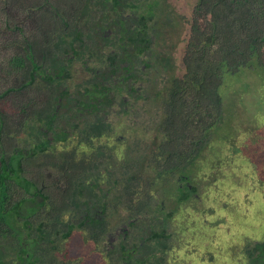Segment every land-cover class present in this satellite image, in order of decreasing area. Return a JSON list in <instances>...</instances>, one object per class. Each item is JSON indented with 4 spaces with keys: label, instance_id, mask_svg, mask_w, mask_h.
<instances>
[{
    "label": "trees",
    "instance_id": "1",
    "mask_svg": "<svg viewBox=\"0 0 264 264\" xmlns=\"http://www.w3.org/2000/svg\"><path fill=\"white\" fill-rule=\"evenodd\" d=\"M171 5L175 12L176 3L171 4V0H0L1 15L7 12V30L18 36L10 42L15 51L6 63L10 71L13 69L10 74H18L20 81L0 94V264H78V258L63 247L76 231L84 234L83 241L94 245L93 254L104 257L105 264H170L169 255L176 249V232L170 225L184 204L197 211L193 224L199 222L202 234L198 237L210 256L205 263L216 264L220 251L236 245L243 248L242 253H233L231 246L230 264H264V239L252 238L247 228L231 227L238 236L229 243L226 236L223 238V220L216 216L220 202L223 211L233 210L231 203L236 199L232 196H241L239 200L249 208L253 201L264 198V157L260 165L254 163L259 167L242 168V162L252 160L251 148L264 155V145L257 141L264 138V0H197L190 18L175 12L174 22L181 26V34H188L181 58L183 72L176 75L173 61L168 62L170 52L168 55L163 50L166 57L154 49L149 56L154 39L155 46L161 44L164 49L167 41L177 45L173 36L167 41L161 39L166 26L169 30L173 27L169 19L164 23ZM19 13L27 23L36 21L33 27L38 35L28 36L18 25L15 15ZM97 15H106L111 28L115 27L109 37L110 32L100 34L93 26L100 23ZM101 40L107 41L104 48ZM119 46L125 53H118ZM60 51L74 53L69 64H85L90 55L93 65L89 69L108 66V73L120 72L118 65L139 51L135 80L126 78L107 85L95 79L81 86L80 98H73L64 85L70 78L67 60L55 61ZM172 59L177 61L175 54ZM155 66H162L163 78L161 84L151 86L145 76H150ZM250 73L260 78L259 86L247 82L244 89L248 93L241 90L233 94L235 101L227 100V89ZM30 89L48 98L40 108L28 98ZM113 89L131 98L118 103L120 116L156 117L153 138L149 142L136 140L121 162L116 148L94 144L95 138L110 135L109 129L113 132L111 124L101 123L110 117L114 98L109 92ZM249 94L258 96L254 106L258 131L249 127L250 137H254L249 149L242 150V145L225 140V150L220 152L225 154L221 161L225 163L220 167L226 170L205 186L202 197L208 205L198 211L192 205L199 195L193 180L203 154L215 135L220 130L226 132L236 120L227 114ZM64 98L69 99L67 105L78 107L69 110L75 109V118L80 117L81 109L98 121H85L84 129L79 124L71 126L80 139L70 138L71 131L59 125L58 105ZM140 101H146L150 110L134 105ZM70 118L74 119L72 115ZM58 144L72 147L57 149ZM28 168H36L40 175L29 178ZM149 169L154 170L153 175ZM242 170L248 176L246 181L239 179ZM222 174L227 178H221ZM176 177L178 207L170 210L166 202L159 201L167 197H161L157 185ZM224 180L226 186L221 185ZM20 191L25 194L23 198L16 197ZM112 193L120 196L109 200ZM123 197L125 207L120 204ZM119 207L127 213L122 223L126 226L117 231L121 240L111 244L106 235L115 230L106 215L117 214ZM246 211L242 218L249 223L248 228H255L260 219L251 218ZM134 232L139 235L133 236Z\"/></svg>",
    "mask_w": 264,
    "mask_h": 264
},
{
    "label": "rangeland",
    "instance_id": "2",
    "mask_svg": "<svg viewBox=\"0 0 264 264\" xmlns=\"http://www.w3.org/2000/svg\"><path fill=\"white\" fill-rule=\"evenodd\" d=\"M197 1V0H196ZM195 0H171V4L176 3L175 5V12L171 8L166 9V17L164 23L168 22V19L170 23H173V27L169 30V26H166L168 29H164L162 32V38L164 41H167L171 36L175 37L174 41L176 42L175 46V56L177 58V61L175 63V67L177 68V72L182 73L183 72V65L181 63V58L183 57L185 46L188 37V34L184 32L181 34V26L177 25V21H175V14H178L179 16L188 17L190 18L191 12L193 7L196 5ZM3 12V16L1 15L2 12L0 11V94H2L4 91L8 90L9 88L13 86H18V83H20L18 79V74H13L11 75L10 69L8 68L6 63L7 58L11 57L13 54L14 48L10 45V42H13L14 39H16L18 36L17 35H12L9 30H7L8 26L5 23V16ZM15 18L18 22V25L22 27L25 31V33L30 36V35H38V32L36 29L33 27L36 23V21H33L32 23H27L28 19L24 17L23 14L19 13L15 15ZM180 19V17H177ZM179 23V21H178ZM34 24V25H33ZM9 25V24H8ZM177 25V26H176ZM175 27V28H174ZM175 29V30H173ZM184 40V42H183ZM10 46V48L8 47ZM168 49L172 46L169 41H167ZM51 47V45H50ZM88 65L92 66L93 63L90 62ZM99 72V71H98ZM97 72V73H98ZM71 78L66 80L65 82V87L69 88L72 91V94L74 96L79 95V91L83 89L82 83L85 82L87 78V74L84 72V68H82L81 64L78 62H74L73 65L71 66ZM264 77V73L262 74ZM145 78L148 80L150 79V84L154 85L156 84H161L162 81L160 80L162 77L161 73H151L150 76L146 75ZM240 81L235 84L234 86H231L227 91L225 92L226 99L227 100H234L233 94L239 93L242 91V93H248L245 92L246 90L245 85L248 83L255 84L259 86L261 83L260 78L257 76L256 73H253L247 77H241L239 79ZM151 81L153 83H151ZM147 84V82H146ZM148 86V84H147ZM240 89V90H239ZM241 93V95H242ZM259 95V94H258ZM28 98L33 103H36L37 106L42 105V103L46 102L48 99L46 95L42 92H36L35 90L30 89L28 93ZM13 98L9 99V107H7V110L11 112L12 110V104ZM258 96H251L250 94L248 97H241V101L236 104L234 110L227 115H233V117H237L236 120H232L230 122V126H228V130L226 132H223L220 130V132L215 135V140L212 142V146L209 147L206 152L203 154V160L202 164L197 168V176L193 180V184H197L199 186V195H196L197 199L194 200V203L192 204L193 207H197L198 211L201 209L205 208L206 205H208V201L206 200L205 197H202L203 192L205 190V186L211 184V180L213 179V176H216V174H219L221 170L225 171L226 168H221L220 165L222 163H225V161L221 162L225 156V154H221L223 150H225V140H233L234 143L239 145H242V150L244 148L249 149L251 147V142L254 140V137H250L251 133L249 132V127L252 129H255L258 131V129L255 127V119H254V114L257 113L255 110L256 107V101H257ZM40 100V101H39ZM61 102H59L58 109H59V119L61 120V125L62 127H67L68 131H71V126L73 127L74 124H79L81 126V129H84L85 125V119L86 120H91L89 123H97L96 119L92 117L88 111H81L82 115L78 118H70V116L75 115V109L78 108L77 106H73L74 108L72 109L73 111H69L71 109V106H68L66 102L62 99H60ZM235 101V100H234ZM234 101H231L234 102ZM23 104V98L22 101H20V105ZM63 105V106H62ZM233 106V105H232ZM231 106V107H232ZM255 106V107H254ZM229 107V108H231ZM121 110V107L119 105H114L111 107V112H110V117L107 118L106 121L101 122L102 124H111L113 127V132L110 131V135L104 136L101 139L97 140L96 138L94 139V144L95 147L98 145H105L107 144L108 149H117L116 154H118V159L121 162L122 160L125 159L126 152L128 148L131 145H134L133 143L138 140V139H143L146 140V142H149L153 138V133L155 131V118H152L150 120L147 119V117H128V116H120L118 112ZM110 111V110H109ZM61 116H63V120L61 119ZM234 119V118H233ZM100 123V124H101ZM263 126L264 124L261 123ZM260 132V131H259ZM72 137L70 138H78L80 137L75 133L72 132ZM264 135V132H261ZM27 137V134L25 135ZM109 136V137H108ZM259 144L264 145V138L257 140ZM257 142V144H258ZM67 146V147H66ZM65 147V150H68L69 148L72 147V144L68 145H60L58 144L56 146L57 149H63ZM240 147V146H239ZM89 151L88 149H86ZM250 152L252 154V160L250 161H245L242 162V168H247V167H259L257 165H260L261 160L263 159L264 155L260 154L259 151L254 150L251 148ZM256 163L257 165H255ZM211 166V168H210ZM29 169V168H28ZM264 170V167L262 168ZM30 171V176L29 178H35L36 176L40 175L38 170L35 168L29 169ZM220 170V171H219ZM249 171V170H248ZM42 172V171H41ZM45 173V172H44ZM148 173L151 175L154 174L153 169H149ZM222 173V172H221ZM46 174V173H45ZM221 178H227L224 174L221 175ZM248 178L246 172L242 170L239 175V179L241 181H246ZM169 179V178H166ZM48 180H50L48 178ZM178 181V177L176 178H171L169 179V182L166 180L160 181V183L157 185V189L161 190V197L163 196L167 197V200H159L162 203L166 202V206H168L171 209H175L178 207L177 203V196L179 195L177 188H176V182ZM226 181L221 182V185L226 186ZM182 186V185H180ZM156 191V189H154ZM157 192V191H156ZM19 195V196H18ZM18 195L16 197H21L23 198L25 196L23 191L18 192ZM117 196H120V194L112 193L109 195V200H114ZM125 197V196H124ZM123 197V201L120 203H123V207H125L124 202L126 201L125 198ZM236 200L231 203L233 206V210L228 208V210L225 209V211L222 210L223 204L220 202L218 204V210L216 211V216L218 221L223 220V223L225 220L226 222L229 223H220L221 228H223L222 233H223V238L226 236L227 241L229 243L233 242V240L236 239L238 236V233L235 232L233 234L232 228L231 227H236L239 229H246L248 235L251 237H259L264 239V198H260L259 200L253 201V204L251 208H249L248 205H243L241 201L239 200L241 196H232ZM184 210H180L173 218L171 221L170 225V230H173L176 232V249L171 252L169 255L170 259V264H208L205 263V261L210 258V256L207 253V250L205 247L201 246V240L199 239V235L202 234V232L199 231V222L197 221L195 224H193L197 217H196V212H193L192 210L188 209V205L184 204L183 205ZM120 208V207H119ZM248 210V211H246ZM248 212L250 213L251 218L253 219H260L255 226V228H248L249 223L247 222L246 219L242 218V212ZM25 212V211H24ZM127 216V213L120 208L118 213L115 215H106L107 220L109 224H111V228L114 229L115 231H110L106 235V240L110 241V243H114L118 240H121L120 238V233L117 231L119 228H123L126 226V224H122L125 217ZM261 221V222H260ZM223 225V226H222ZM201 230V229H200ZM253 230V231H252ZM133 236H138L139 234L133 233ZM252 237V238H253ZM245 238V235L243 234V237ZM84 234L81 233V231H76L74 235L72 236V240H69L65 242L63 245L64 251L68 252L70 256L77 257L78 258V264H105V259L104 257L100 256L99 254H93L94 253V245L92 243L87 242L84 240ZM190 239H194L193 241H190ZM258 239V238H257ZM83 241V243H82ZM141 244L140 246H142ZM234 248L233 253H242V247H237L236 245H230L229 249H224L219 252V254L216 255V264H230L229 259L232 256L231 250L232 247ZM91 253L93 256H91ZM81 260V261H80ZM237 261V257H236ZM232 263H234L232 261ZM238 264V263H236Z\"/></svg>",
    "mask_w": 264,
    "mask_h": 264
},
{
    "label": "flooded vegetation",
    "instance_id": "3",
    "mask_svg": "<svg viewBox=\"0 0 264 264\" xmlns=\"http://www.w3.org/2000/svg\"><path fill=\"white\" fill-rule=\"evenodd\" d=\"M98 17L100 18V23H98V24H93V26L95 27V26H97L96 28L99 30V33L101 34V32H106V33H109L110 32V34L109 35H106V36H110V35H112L113 34V29L115 28V27H113V28H111L112 26H110L109 25V23L107 22V16L106 15H97L96 17H95V19H98ZM101 19L102 20H104L103 22H101ZM170 21H171V19H170ZM76 25H79V24H76ZM83 25V24H82ZM91 25V24H90ZM102 27V28H101ZM117 27V26H116ZM130 28H131V26H130ZM135 29V25L133 24L132 25V30H134ZM105 37V36H104ZM102 39V38H101ZM97 41V40H96ZM88 42V41H87ZM91 42H93V41H91ZM95 42V41H94ZM101 42V45L103 46V48L105 47V44H107V41H104V40H101L100 41ZM89 43V42H88ZM90 44V43H89ZM156 45V41H155V39L152 41V47L150 48V50H151V52H150V54H149V56L151 57L152 56V52L154 51V49H157V51H159L160 52V55H163V56H168L169 55V52L172 54L171 55V58L169 59V61L168 62H171L172 63V61H173V72H174V74L176 75V73H177V68L175 67V61L172 59V56L175 54V46L173 45V44H171L172 46L170 47V49H168V47H167V49H164V47L161 45V44H159V45H157V46H155ZM76 46H78V45H76ZM168 46V45H167ZM85 49V48H84ZM130 49H131V51L133 52V53H135V49H134V47H130ZM163 50H167V53H168V55H165L164 54V51ZM122 52V53H125V50H124V47L123 46H119L118 47V53L120 54V52ZM112 52H114V50H112ZM57 52H55V54H56ZM61 53H63V51H60V52H58V54H59V56H58V58H57V60H55V61H58V62H64V61H66L67 63L70 61V59L71 58H73V55H74V53L73 52H66V53H63V55H61ZM91 53V52H90ZM89 53V54H90ZM108 55V54H107ZM86 58H87V62L85 63V64H82V63H80L81 64V66H82V68H84V72L87 74V78H86V80H85V82H83L82 83V85H83V87L84 86H86L87 84H92V82H95V79H98V81H100V82H102L103 84H107V85H116V84H118V83H122V82H124V80L126 79V78H128V81H133V80H135V78H134V73L136 72V70L138 69V66H136V62L138 61V59H140V53H139V51H138V53H136V57L133 55L132 57H130L125 63H121L120 65H118V69H121L120 70V72H118V73H108V72H110L109 71V68H108V66L105 68V69H102V70H97V71H92V70H90L89 69V66L90 65H88L90 62H89V60H91V59H93V57H91L90 55H87L86 56ZM65 62V63H66ZM76 62V61H75ZM74 63V62H73ZM73 63H71V64H69L68 63V66H69V72H70V78H71V66L73 65ZM128 66V67H127ZM122 69H124V71H122ZM162 66H155L154 68H153V70H151V72H150V75H151V73H161V71H162ZM99 71V72H98ZM143 71H146V66H144L143 67ZM98 72V73H97ZM148 72V71H147ZM146 72V73H147ZM145 73V74H146ZM144 74V75H145ZM111 77V78H110ZM163 77V76H162ZM69 78V79H70ZM110 79V80H109ZM161 80V79H160ZM111 81V82H110ZM151 83H153L152 81H151ZM149 85H151L150 83H148ZM156 84H157V82H156ZM155 85V84H154ZM152 86V85H151ZM83 90V89H82ZM141 90V88L139 89V91ZM137 92H138V90H136ZM108 91H105V93H107ZM109 94L111 95V97L112 98H114V104H113V106L114 105H119L118 103H120V100L121 99H125L126 98V101H128V100H130L131 98L128 96V95H126L122 90L119 92L118 90H115V89H113L111 92H109ZM72 97L73 98H76V96H74V95H72ZM144 97H145V93H144ZM128 99V100H127ZM65 101L66 102V104L68 103V101H69V99H67V98H64V99H62V101ZM59 102H61L60 100H59ZM147 103H146V101H140V102H136L134 105L135 106H138L139 105V108L141 107V105H142V107H143V110L145 111V109L146 110H150L149 109V107L146 105ZM63 106V105H62ZM68 106H70V105H68ZM112 106V107H113ZM71 107H73V106H71ZM70 110V109H69ZM105 112V111H104ZM89 113V112H88ZM79 114H81L82 115V113H81V111H79ZM90 114V113H89ZM91 115V114H90ZM154 115H155V111H154ZM92 116V115H91ZM73 117L75 118V115H73ZM93 117V116H92ZM95 117V116H94ZM107 120V118L105 119V121ZM85 121H88L89 122V120H86L85 119ZM87 122V123H88ZM85 123V122H84Z\"/></svg>",
    "mask_w": 264,
    "mask_h": 264
}]
</instances>
